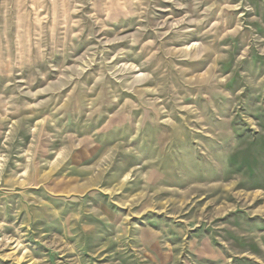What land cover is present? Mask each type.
Wrapping results in <instances>:
<instances>
[{
    "label": "rangeland",
    "instance_id": "374dc122",
    "mask_svg": "<svg viewBox=\"0 0 264 264\" xmlns=\"http://www.w3.org/2000/svg\"><path fill=\"white\" fill-rule=\"evenodd\" d=\"M0 264H264V0H0Z\"/></svg>",
    "mask_w": 264,
    "mask_h": 264
}]
</instances>
